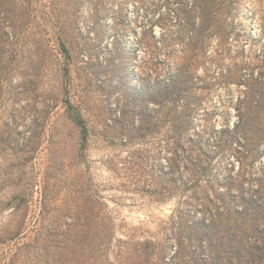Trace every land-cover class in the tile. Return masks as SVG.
Listing matches in <instances>:
<instances>
[{"label":"rangeland","instance_id":"rangeland-1","mask_svg":"<svg viewBox=\"0 0 264 264\" xmlns=\"http://www.w3.org/2000/svg\"><path fill=\"white\" fill-rule=\"evenodd\" d=\"M261 208L264 0H0V264H264Z\"/></svg>","mask_w":264,"mask_h":264},{"label":"trees","instance_id":"trees-1","mask_svg":"<svg viewBox=\"0 0 264 264\" xmlns=\"http://www.w3.org/2000/svg\"><path fill=\"white\" fill-rule=\"evenodd\" d=\"M241 200H242L243 202H246V201H247L246 198H241ZM247 206H248V205H247ZM235 208H236V209L238 208V205H237V204L235 205ZM247 209H248V211L246 212L245 208L242 207V209L240 208V212L238 211V212H236V213H238L239 215H244V214H245V215H247L248 217H250V215H251V213H252V211H253V212H255V213H254V216H257V215H258V213H257V211H256V209H255L254 207H249V208H247ZM263 210H264V209L261 208V211H263ZM261 215H262V214H261ZM258 216H259V215H258ZM258 216H257V217H258ZM262 216H264V215H262ZM206 219H207V217H206ZM185 220L187 221L188 218H185ZM260 231H262V230H259V229L256 227V232H260ZM252 237H254V235L250 236V237L246 240L248 246H251L252 243H256V241H252V240H253Z\"/></svg>","mask_w":264,"mask_h":264}]
</instances>
